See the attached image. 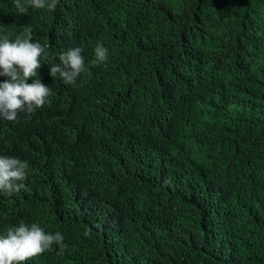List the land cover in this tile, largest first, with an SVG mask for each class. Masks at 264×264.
Returning <instances> with one entry per match:
<instances>
[{"label": "trees", "instance_id": "16d2710c", "mask_svg": "<svg viewBox=\"0 0 264 264\" xmlns=\"http://www.w3.org/2000/svg\"><path fill=\"white\" fill-rule=\"evenodd\" d=\"M21 4L0 0V41L31 29L50 102L0 117V156L28 162L0 236L67 246L23 264H264V0ZM77 47L86 70L52 77Z\"/></svg>", "mask_w": 264, "mask_h": 264}, {"label": "clouds", "instance_id": "9594fccd", "mask_svg": "<svg viewBox=\"0 0 264 264\" xmlns=\"http://www.w3.org/2000/svg\"><path fill=\"white\" fill-rule=\"evenodd\" d=\"M20 13L27 9L21 0H15ZM35 8L54 10L58 0H30ZM28 38H17L10 42L7 38L0 41V76L7 79L0 83V117L13 121L20 110L32 113L45 105L50 95V88L37 78V69L41 67L40 57L44 48L31 40V29L27 28ZM97 61L103 62L107 49L97 44L94 49ZM61 64L50 67L52 77L59 76L67 84H73L84 72L85 64L80 48H73L59 57ZM32 83H26L28 79ZM27 161L15 157L0 156V191L11 195L18 192L26 179ZM64 237L60 232L46 234L37 224L31 226L23 222L17 227L9 228L6 236H0V264H23L29 258L53 250V245L64 249Z\"/></svg>", "mask_w": 264, "mask_h": 264}]
</instances>
